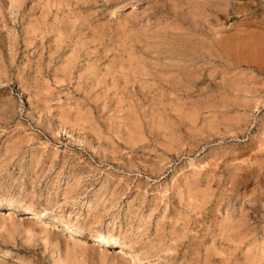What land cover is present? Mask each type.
<instances>
[{"label":"rangeland","instance_id":"1","mask_svg":"<svg viewBox=\"0 0 264 264\" xmlns=\"http://www.w3.org/2000/svg\"><path fill=\"white\" fill-rule=\"evenodd\" d=\"M0 264H264V0H0Z\"/></svg>","mask_w":264,"mask_h":264},{"label":"bare ground","instance_id":"2","mask_svg":"<svg viewBox=\"0 0 264 264\" xmlns=\"http://www.w3.org/2000/svg\"><path fill=\"white\" fill-rule=\"evenodd\" d=\"M123 8H124V5H123V4H119V5H117V9H118V10H121V9H123ZM215 60H216V61L219 60V56H218L217 54L215 55ZM11 206H15V205H12V204H11ZM7 212H8V211H7ZM8 213H11V214H12V213H14V211L11 212V211L9 210ZM30 215H31L32 218H37L36 221L40 222V221H39V220H40V216H39V215H37V214L34 213V212H32ZM35 215H36V216H35ZM38 222H37V223H38ZM69 231H70V230H69ZM75 233H76V232H75ZM76 234L82 236V233L77 232ZM93 242H94V245H96V246H97V245L99 246L100 244L104 245V244H110V243H112V241L109 240V239H107L106 237H98V238L94 239ZM123 250H124L123 247H122V248L120 247V249L118 250V252H122ZM125 254H127V253H125Z\"/></svg>","mask_w":264,"mask_h":264}]
</instances>
